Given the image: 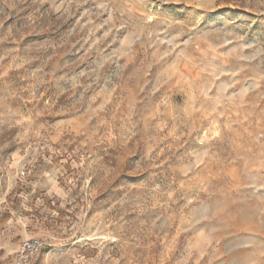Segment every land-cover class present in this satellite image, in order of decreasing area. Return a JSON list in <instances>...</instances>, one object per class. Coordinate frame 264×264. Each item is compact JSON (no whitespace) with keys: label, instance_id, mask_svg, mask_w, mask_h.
<instances>
[{"label":"rangeland","instance_id":"obj_1","mask_svg":"<svg viewBox=\"0 0 264 264\" xmlns=\"http://www.w3.org/2000/svg\"><path fill=\"white\" fill-rule=\"evenodd\" d=\"M264 264V0H0V264Z\"/></svg>","mask_w":264,"mask_h":264},{"label":"built area","instance_id":"obj_2","mask_svg":"<svg viewBox=\"0 0 264 264\" xmlns=\"http://www.w3.org/2000/svg\"><path fill=\"white\" fill-rule=\"evenodd\" d=\"M41 248L42 244L38 240L28 239L23 241L16 255V264H25Z\"/></svg>","mask_w":264,"mask_h":264}]
</instances>
